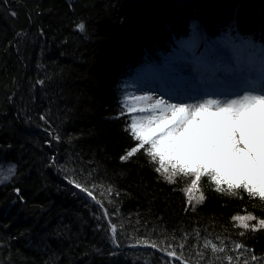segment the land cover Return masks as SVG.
Instances as JSON below:
<instances>
[{
  "label": "trees",
  "instance_id": "trees-1",
  "mask_svg": "<svg viewBox=\"0 0 264 264\" xmlns=\"http://www.w3.org/2000/svg\"><path fill=\"white\" fill-rule=\"evenodd\" d=\"M193 25L199 49L236 36L264 48V0H0V163L16 169L0 185V264H264V229L233 220L264 219V201L202 178L189 205V178L169 184L143 153L120 160L135 144L121 84L165 64Z\"/></svg>",
  "mask_w": 264,
  "mask_h": 264
},
{
  "label": "snow or ice",
  "instance_id": "snow-or-ice-1",
  "mask_svg": "<svg viewBox=\"0 0 264 264\" xmlns=\"http://www.w3.org/2000/svg\"><path fill=\"white\" fill-rule=\"evenodd\" d=\"M78 27L84 30L83 23ZM206 38V33L193 25L190 34L177 44L179 49L195 54ZM177 62L178 57L172 64ZM201 66L206 67V64L201 61ZM146 70L151 71L152 66H146ZM161 75H164L163 71ZM176 83L179 84V81ZM137 100L145 102L144 106L127 108L131 120L126 128L135 144L121 155V162H130L143 153L150 163L158 165L155 172L169 184L177 183L180 177L189 178V205L193 201L192 192L199 190L202 178H207L214 190L222 195L238 196L243 192L264 201V91L225 100L205 98L198 103H168L164 99L153 101L151 96L137 97ZM136 113L148 114L137 116ZM52 161L53 166L58 163L54 157ZM15 170V165H12L7 170L8 174L0 173V185L11 182ZM66 179L69 185L84 194L85 199L103 207L94 194V187L89 188L75 179ZM15 192L22 199L19 197L20 189H15ZM73 195L77 193L73 192ZM204 199L201 193L196 203H202ZM102 216H108L107 209ZM233 220L246 230L264 229V219L257 220L251 214L237 215ZM116 231L115 226H111L113 236ZM151 247L157 248V245L153 243ZM236 247L239 250L244 246L237 244ZM167 256L181 261L176 250L168 251ZM181 264L187 262L182 261Z\"/></svg>",
  "mask_w": 264,
  "mask_h": 264
},
{
  "label": "rangeland",
  "instance_id": "rangeland-1",
  "mask_svg": "<svg viewBox=\"0 0 264 264\" xmlns=\"http://www.w3.org/2000/svg\"><path fill=\"white\" fill-rule=\"evenodd\" d=\"M233 38L228 37L224 40V44H219L221 47V50L218 52L219 54H215L213 51L210 53L212 57L221 58V60H213L210 63H223V66L235 67V71L231 73L212 76L217 83L213 82L212 79L208 80L206 76L213 65L209 63L201 71L199 69L203 53L195 56L193 53L181 49L180 51H175L170 56L171 60L169 59L170 61L168 60L167 63L155 66L151 64V71L146 69L140 71L121 84L123 97L120 103L123 111L127 112V108L129 107L144 106L145 102L137 100V97L143 96H151L153 101L164 99L168 103H198L205 98L225 100L228 98H238L249 92L252 94L261 93L264 91V69H260L263 62L262 52L259 50H256L259 54L252 52L247 46L246 49H243L244 47L240 48V46L234 49L236 40ZM177 57L179 58V62L173 65L172 61ZM239 57L244 60L243 67L238 65L237 59ZM206 61L205 63H207ZM162 71L164 75H161ZM258 74L262 76L261 82L258 84L259 89H243V86L247 84V78L249 76L256 77ZM187 78L190 79V84H186ZM177 81H179V84L176 83ZM183 96L187 98L183 99ZM147 114L136 113L135 115L143 116ZM129 117L131 119L130 114ZM9 167H11L9 164L0 163V173L8 174L7 170ZM192 196L194 200L199 197L197 190H193ZM131 254L137 257L142 255H138L136 251ZM169 261L166 259L162 262L168 263Z\"/></svg>",
  "mask_w": 264,
  "mask_h": 264
},
{
  "label": "bare ground",
  "instance_id": "bare-ground-1",
  "mask_svg": "<svg viewBox=\"0 0 264 264\" xmlns=\"http://www.w3.org/2000/svg\"><path fill=\"white\" fill-rule=\"evenodd\" d=\"M213 82H215V83H217V81H214L213 80ZM191 82H190V79L189 78H187V81H186V84H190ZM187 97H183V99H186Z\"/></svg>",
  "mask_w": 264,
  "mask_h": 264
}]
</instances>
